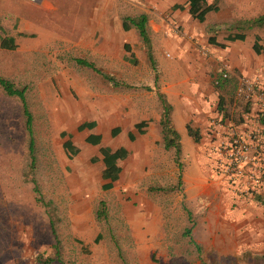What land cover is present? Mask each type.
<instances>
[{"label":"rangeland","instance_id":"1","mask_svg":"<svg viewBox=\"0 0 264 264\" xmlns=\"http://www.w3.org/2000/svg\"><path fill=\"white\" fill-rule=\"evenodd\" d=\"M162 1L0 0V36L12 35L15 42L12 50L0 47V77L26 88L34 158L31 164L20 102L0 89V264H264V185L252 189L249 179L240 177L235 188L215 168L217 138L208 125L212 119L219 126V138L230 143L232 134L242 135L252 156L264 153L261 117L235 95L234 88L219 93L218 107L212 105L218 96L213 94L210 113L204 109L192 114L199 116L198 127L193 128L199 129L201 139L188 146L183 142L186 148L180 149L178 163L172 148L156 145L154 159L135 192H103L97 186L79 200L65 184V159L48 106L49 96L59 92L61 79L74 86L82 83L92 93L104 94L112 88L113 94H135L139 100L157 88L140 80L154 74L148 64H125L119 59L111 72L121 78L110 75L108 66L91 54L100 41L102 25L119 29L124 17L145 14L148 31L157 30L162 36L156 41L165 59L175 56L161 47L164 40L192 43L199 59L209 55L204 45L211 22L197 23L168 7L160 10ZM219 4L217 15L222 16L213 23L215 37L226 32L256 34L264 45V26L247 28L240 23L264 16V0H220ZM76 58L91 62L125 87L120 89L78 65ZM155 64L158 78L161 66ZM67 90L76 98L73 87ZM201 98L210 100L205 95ZM32 180L39 194L33 191ZM99 200L106 214L97 219ZM187 227L193 244L183 235ZM47 258L53 259L46 262Z\"/></svg>","mask_w":264,"mask_h":264},{"label":"crops","instance_id":"2","mask_svg":"<svg viewBox=\"0 0 264 264\" xmlns=\"http://www.w3.org/2000/svg\"><path fill=\"white\" fill-rule=\"evenodd\" d=\"M219 1L216 4L217 10L207 12L202 21L211 22L205 30L207 34L204 49L209 53L206 58L199 59L192 43L164 40L161 47L175 56V59L167 60L161 55V49L156 41L162 36L158 37L157 30L149 32L147 29L152 61L161 66L158 78L155 74L156 69L152 70L149 65L147 49L133 27L123 30L121 25L119 29L102 25L101 30H98L102 35L100 41L91 49V54L108 66L110 75L122 78L121 74L111 72L113 64H117L119 59L125 64L130 63L132 59L144 67L148 64L154 74L149 77L145 73L140 80L147 85L153 84L158 89L149 91L150 95L145 100H139L135 94L130 93L113 94L112 88L104 94L98 90L92 93L88 86L82 83L74 86L75 84H69L67 78L63 76L58 94L49 96V121L52 128L57 130L56 143L64 155L65 184L75 194V198L82 200V193L91 195L97 186L103 192L136 191L145 168L150 166L154 159L156 145L162 146L159 125L161 107L156 92L163 93L171 106L170 123L176 130L181 149L184 151L186 147L182 148L183 142L187 143V146L191 141L194 142L187 129L199 130L193 128L195 125L198 127L195 122L199 116L192 114L204 109H207L205 113H210L211 97L214 93L218 96L217 102L212 105L218 107L222 102L219 93H222L224 88L223 93L226 92L230 87L231 90L234 88L235 92L239 75L260 77L264 80V63L261 61L264 51L255 53L252 48L253 36L256 34L247 35L241 32L244 38L232 41L226 40L225 37L234 33L226 32L219 38L212 34L216 26L213 23L220 21L221 19L217 18L222 16L217 15L220 12ZM166 7L174 14L184 12L190 19L202 23L190 14L185 0H163L158 4L160 10ZM94 29L92 31L96 32ZM105 30L111 32L105 34ZM5 36L13 37L9 34L1 35ZM43 39L44 36L41 35V40ZM261 46L264 47L262 44ZM179 64H183L182 68ZM222 72H226L225 78L220 77ZM222 82L223 84L217 86ZM69 86L76 91V98L68 93ZM116 86L120 89L125 87L123 83ZM204 95L210 99L209 102L201 98ZM200 135L198 131L199 140ZM66 142L76 150L71 156H67L63 147ZM116 152L121 153L114 159L118 172L116 178L110 180L104 175L103 157ZM235 221H238V218H235Z\"/></svg>","mask_w":264,"mask_h":264},{"label":"trees","instance_id":"3","mask_svg":"<svg viewBox=\"0 0 264 264\" xmlns=\"http://www.w3.org/2000/svg\"><path fill=\"white\" fill-rule=\"evenodd\" d=\"M217 2H218V0H211L210 2H208L207 0H185V3L189 7L190 14L198 22L203 21L204 15L207 12L217 10V6H216ZM240 23H243L245 25V27H247V28L262 27V26H264V16L259 15V16H256V17L250 19V20L241 21ZM146 24H147V17L145 14H138L137 16H134V17H124L120 23L121 28L123 30H127L130 27H133L136 30L141 42L144 44V46L147 49L149 65H150L152 70H155V64L152 61L150 48H149V38L147 35ZM0 32H1V29H0ZM243 38H244V34L241 32L240 33H234V34H228L225 37V39L229 40V41L242 40ZM211 40H213V39H210V41ZM259 40L260 39L257 35L253 36L252 48H253L255 53H260V52L264 51V47L261 46V44L259 43ZM0 47L7 49V50L14 49L15 45H14L13 37H11V36L1 37L0 36ZM74 61L78 65H82V66H85V67L92 69L94 72L101 75L105 80L110 82L112 85H114V86L120 85V83H117L113 79V77L100 73V71L91 62H88L82 58H76ZM130 63L131 64L135 63V60L132 59L130 61ZM221 84H223V82L219 83L217 86H219ZM0 89L7 96L17 97L19 102H20L21 113H22V116L24 119V128H25L26 133L28 135L27 148H28V153L30 155L31 164H32L33 159H34L33 158V137H32V129H31L32 118H31V114L27 108V104H26V100H25L26 88L24 86L21 88H17L7 79L0 77ZM156 97H157V100L159 101L160 107H161L159 125H160L161 139H162V141H161L162 147L165 150L172 148L173 149L174 162L178 163V158H179L181 147H180V143H179L178 134L170 123L171 106L166 101V98H165L163 93L156 92ZM260 123L262 125H264V116L261 117ZM187 131H188V134L191 136L192 140L194 142H198V140H199L198 131L197 130H191L190 128H188ZM63 147L66 151L67 156H71L76 152V150L74 148H72V146L68 142L64 143ZM120 155H121V153L116 152V153H111V154L105 155L103 157V162L105 165L104 175L109 177L110 180H114L116 178L118 168L115 167V165H114V159ZM178 181H179V177H178ZM107 187H109V185L106 186V188ZM32 189L36 194H39L37 186L33 180H32ZM256 198H258V196H256ZM36 199L38 201H40V196H38ZM105 214H106L105 213V205H104L102 200H99L97 203L96 210H95V217L97 219L104 218ZM50 227H51V233H52V235H54V238H55L53 226L51 225ZM183 235L187 236L188 242L193 244V241L190 238V228L189 227L184 229ZM98 238H99V236L97 235L94 238V241H97ZM57 243H58V241L55 240V243L53 246L54 247V259H56L58 256ZM52 259L53 258H47L46 262H49Z\"/></svg>","mask_w":264,"mask_h":264},{"label":"built area","instance_id":"4","mask_svg":"<svg viewBox=\"0 0 264 264\" xmlns=\"http://www.w3.org/2000/svg\"><path fill=\"white\" fill-rule=\"evenodd\" d=\"M226 72L220 74L221 78L226 77ZM235 95L243 98L254 109L260 117L264 116V80L260 77L240 76L235 87ZM210 126L214 130L217 141L213 151L215 152V168L224 174L226 180L237 188L236 180L244 177L248 183H252V189H256L255 185H264V153H258L256 156L250 154V144L243 139L242 135L237 136L235 133L230 137L231 142L219 138V126L212 119ZM263 127V126H261ZM264 130V127L262 128ZM228 145V147H226ZM249 164H253L247 171L243 170Z\"/></svg>","mask_w":264,"mask_h":264}]
</instances>
